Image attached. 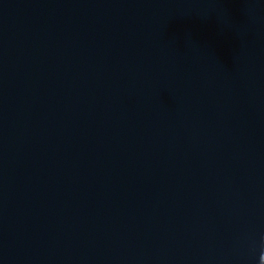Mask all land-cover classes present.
Returning <instances> with one entry per match:
<instances>
[{
	"label": "water",
	"instance_id": "95a60500",
	"mask_svg": "<svg viewBox=\"0 0 264 264\" xmlns=\"http://www.w3.org/2000/svg\"><path fill=\"white\" fill-rule=\"evenodd\" d=\"M0 264H264V0H0Z\"/></svg>",
	"mask_w": 264,
	"mask_h": 264
}]
</instances>
